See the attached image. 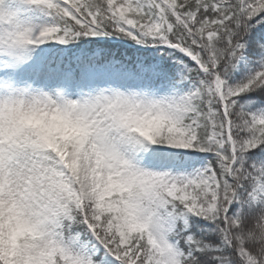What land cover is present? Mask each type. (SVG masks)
Here are the masks:
<instances>
[{"label":"snow or ice","instance_id":"snow-or-ice-1","mask_svg":"<svg viewBox=\"0 0 264 264\" xmlns=\"http://www.w3.org/2000/svg\"><path fill=\"white\" fill-rule=\"evenodd\" d=\"M0 264H264V0H0Z\"/></svg>","mask_w":264,"mask_h":264}]
</instances>
